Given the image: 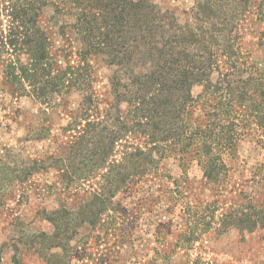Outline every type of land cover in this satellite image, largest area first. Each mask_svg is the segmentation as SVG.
Here are the masks:
<instances>
[{"label": "trees", "instance_id": "16d2710c", "mask_svg": "<svg viewBox=\"0 0 264 264\" xmlns=\"http://www.w3.org/2000/svg\"><path fill=\"white\" fill-rule=\"evenodd\" d=\"M256 1L198 0L192 20L183 22L156 0H0V12L9 17L7 29L0 30V47L26 49L25 78L13 66L21 61L11 60L13 84L29 83L44 103L64 90L77 95L76 116L89 124L71 153L115 172L107 181L117 191L153 176L173 159L181 176L172 179L177 189L171 197L181 182H191L194 165L215 193L229 179L226 158L236 155L241 137L257 130L264 139V75L243 61L230 40ZM49 40L60 42L52 47ZM55 58L74 65L64 75L51 64ZM102 82L108 108L100 119L91 107L99 102L96 85ZM115 155L119 159L111 162ZM153 200L149 195L140 203ZM190 205L182 215L183 244L177 245L184 250L211 230L220 236L264 230L260 200L232 204L219 215L214 204ZM196 218L212 221L200 230Z\"/></svg>", "mask_w": 264, "mask_h": 264}, {"label": "rangeland", "instance_id": "374dc122", "mask_svg": "<svg viewBox=\"0 0 264 264\" xmlns=\"http://www.w3.org/2000/svg\"><path fill=\"white\" fill-rule=\"evenodd\" d=\"M156 1L183 22L192 20L198 2ZM7 15V11L0 12V30L7 29ZM241 17L230 40L243 61L264 75V0H257ZM49 41L52 47L60 42ZM14 50L0 47V264H264V230L220 236L209 229L211 233L200 241L187 244L188 250L177 247L183 244L179 236L186 225L182 219L185 205L214 204L219 215L249 199L264 203L260 132L250 130L241 137L236 155L226 158L229 179L215 193L194 165L189 172L191 182H181L179 193L171 197L177 189L173 180L181 176L173 159L163 162L154 177L117 191L107 181V175L112 181L115 172L93 167L88 159L71 153L70 146L89 124L76 116L81 103L77 95L64 90L44 103L29 83L17 80L13 84L12 69L16 67V74L25 78L28 66L25 47ZM11 60L25 66L17 63L10 68ZM51 64L66 75L74 62L55 58ZM99 76L103 81V70ZM103 83L96 85L99 102L91 107L100 119L108 108ZM116 159L118 155L110 161ZM149 195L154 199L150 205L140 203ZM174 200L179 202L176 208ZM211 221L196 218L193 222L201 230Z\"/></svg>", "mask_w": 264, "mask_h": 264}]
</instances>
